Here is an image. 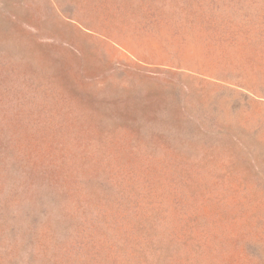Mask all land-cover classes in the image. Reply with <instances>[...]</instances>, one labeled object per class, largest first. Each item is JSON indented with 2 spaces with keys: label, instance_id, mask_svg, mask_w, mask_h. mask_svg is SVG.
<instances>
[{
  "label": "rangeland",
  "instance_id": "rangeland-1",
  "mask_svg": "<svg viewBox=\"0 0 264 264\" xmlns=\"http://www.w3.org/2000/svg\"><path fill=\"white\" fill-rule=\"evenodd\" d=\"M0 264H264V0H0Z\"/></svg>",
  "mask_w": 264,
  "mask_h": 264
}]
</instances>
